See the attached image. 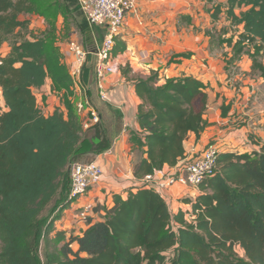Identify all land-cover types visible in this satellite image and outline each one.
Returning <instances> with one entry per match:
<instances>
[{"label": "trees", "instance_id": "1", "mask_svg": "<svg viewBox=\"0 0 264 264\" xmlns=\"http://www.w3.org/2000/svg\"><path fill=\"white\" fill-rule=\"evenodd\" d=\"M41 1L0 0V106L5 107L0 109V264H264V143L251 153L219 154L216 173L200 184L195 199L184 200L192 205L193 222L182 211L173 215L154 188L140 187L127 198L114 194L110 207L94 206L104 215L87 217L81 233L57 229L55 221L72 202L71 165L82 154L84 127L54 31L34 34L30 28L29 15L41 11ZM44 1L59 3L57 11L67 18L80 6L78 0ZM221 7L218 3L210 10L213 21ZM225 13L242 28L237 40L221 33L222 43L234 51L228 63L252 47V69L264 80V0H228ZM78 25L85 47L96 51L104 30L86 18ZM211 31L206 34L213 39ZM5 43L10 45L6 54L1 50ZM126 48L119 39L115 53ZM49 80L62 93L65 111L45 115L36 90ZM207 87L191 75L159 83L158 72L136 81L141 131H131L130 141L143 153L134 164L137 179L175 166L185 156L190 133L201 137L207 127ZM228 111L223 105L222 115ZM91 129L88 152L109 150L111 140L101 121ZM53 201L50 218L40 222ZM43 239L45 262L34 249ZM237 244L244 257L236 253Z\"/></svg>", "mask_w": 264, "mask_h": 264}, {"label": "crops", "instance_id": "2", "mask_svg": "<svg viewBox=\"0 0 264 264\" xmlns=\"http://www.w3.org/2000/svg\"><path fill=\"white\" fill-rule=\"evenodd\" d=\"M133 1L134 8L126 15L120 38L127 48L115 53L121 70L106 77L105 97L101 96L99 88L87 99L89 106L98 110L111 140L109 150L95 154V159L104 168L103 179L86 196L75 199L63 210L62 217L55 221L57 229L71 231L79 227L76 231L79 234L86 228V222L76 217L79 207L89 204L110 207L114 203V194L127 198L130 192L138 189L133 171L134 164L143 157V153L130 141L131 131H141L137 114L142 101L136 93L135 83L153 72L159 73V83H164L169 77L191 75L208 86V106L204 116L207 127L198 140L194 133H190L184 143L186 152L182 159L199 153L211 141L222 142L225 146L222 152L232 150L241 153L259 151L264 143V109L258 101L255 106L248 107V99L254 90L245 81L238 83L244 71L252 70L251 57L243 55L234 62L235 73L238 72L233 78L226 70L229 62L226 59L229 58L210 52L206 31L214 26L221 28L222 20L224 24H231L225 13L228 0ZM218 3L223 10L221 16L226 17L217 22L213 21L210 10ZM1 50L8 53L10 45L5 43ZM184 53L190 55L183 56ZM64 57L69 66L71 56L64 54ZM233 79L238 85H234ZM260 82L264 86L261 77ZM36 91L40 92L36 95L45 115L52 114L57 108L65 111L62 93L53 89L50 80ZM223 105L229 107L227 116L222 115ZM250 133H255L254 140L249 139ZM175 167L165 165L163 170L173 172ZM152 187L166 200L173 215L192 209L191 203L184 200L195 199L196 196L188 197L185 187L179 184L168 187L156 173ZM101 215H104L103 211L89 214L95 219H101Z\"/></svg>", "mask_w": 264, "mask_h": 264}, {"label": "built area", "instance_id": "3", "mask_svg": "<svg viewBox=\"0 0 264 264\" xmlns=\"http://www.w3.org/2000/svg\"><path fill=\"white\" fill-rule=\"evenodd\" d=\"M78 3L89 24L104 30V39L94 52L87 49L82 41L72 39L63 48V54L71 56L69 69L75 86L78 85L84 74L89 54L92 53L96 55L97 84L101 90V96L105 97L107 95L104 89L106 77L116 74L121 70V64L117 60L115 49L123 33L125 17L127 13L134 8V1L78 0ZM0 101V105H2L3 98L1 91ZM75 105L77 113L82 117L84 128L90 129L101 121L98 110L93 106H89L87 100H80L76 102ZM0 107L3 109L4 105ZM224 147V144L218 140L211 141L199 153L185 159H180L173 172L161 169L155 173L161 175L166 186L170 187L179 184L186 188V195L188 197L197 196L200 193V184L216 173L217 159L222 150L225 149ZM155 173L147 175L142 179H137L139 184L138 188L152 187ZM103 176L104 168L96 159L89 162L77 161L72 163L71 201L86 196L93 187L100 184ZM91 212H93V206L90 204L85 205L77 209L76 217L86 222V218L89 217ZM183 212L187 221H195L196 217L193 209Z\"/></svg>", "mask_w": 264, "mask_h": 264}, {"label": "rangeland", "instance_id": "4", "mask_svg": "<svg viewBox=\"0 0 264 264\" xmlns=\"http://www.w3.org/2000/svg\"><path fill=\"white\" fill-rule=\"evenodd\" d=\"M40 4H41V8H42L41 11L38 12L37 14L29 15V18L31 20L30 28L32 29L34 34L35 33L41 34V33H44L46 31H50V33H51L52 31H54V34L56 36L55 45L61 46L60 48H62V49L72 39H78V40L83 42V35H82V32L80 30L78 23L82 22L86 17L84 16V14H83V12H82L79 4H78V1H77V5L79 6V10L73 11V17H70V18L65 17L63 14H60L57 11V8L59 7V3L46 2L43 0V1H41ZM225 17H226L225 15H223V16L220 15L216 21L217 22L220 21L221 18L225 19ZM24 18H27V16L22 17V19H24ZM221 23H223L221 28H218V29H212L211 28V30H213V31H211V33L213 34V39H211V37H209V40H210L209 48H210L211 53H221L224 57L226 56L225 58L230 59L231 56H233V54H234L233 48L231 45H228L227 42L222 43V38L224 37V35H221V33H223V32L226 33V35H225L226 38L234 36L235 40H237L239 38V30L240 29L236 26H233L232 24H228V23L224 24L223 20ZM13 38L14 37H11V39H13ZM7 44H9V43H7ZM251 49H253V48L252 47L246 48V50L241 55V57L243 55L249 56V52ZM263 56H264V54H263ZM62 57H63V59L65 58L63 53H62ZM229 59H226V62H228ZM96 60H97V57L95 54H92V53L89 54L88 63L85 67V70L87 71V79L85 78V71H84V74H83L80 82L78 83L77 86H75V95L73 97V99H75V103L80 101V100L86 101L88 98H90L91 93H93L94 91L95 92L99 91V86L97 85L96 78H95ZM227 67L228 68L226 70H227L229 76L233 77V78L236 77L238 70L235 73V67L236 66H235L234 62L227 63ZM239 78L240 79H238L239 80L238 83H241V82L243 83V81H245V84H247V86H251L252 91L254 90V93L252 92V94L250 95V97L248 99V104H247L248 107L255 106V102L258 101L259 105L261 107H263L262 109H264V106L262 104V103H264V86L260 82V76L258 75V73L253 71V69L250 72L244 71L240 75ZM233 82H234V85H238V83L236 81H234V79H233ZM36 93H40V92L36 91ZM0 103H1V101H0ZM0 109H1V107H0ZM258 114H262V112L258 113ZM240 124H241V126L243 125L242 122H240ZM92 132L93 131L91 128L90 129L84 128L82 147H81L82 154L79 157H77L75 159V161L89 162V161L95 160V154L88 152L89 147H90V136L92 135ZM254 136H256L255 133H252L251 137H249V139L254 140L252 138ZM69 170H70V167H69ZM68 183H70V173H69V177H68ZM60 198H61V195H58V197L55 200V203H57V201ZM53 204H54V201L51 204H49L43 210V212L41 213V215L39 217L40 222L44 223L47 218L48 219L50 218L49 213H50V210H51V207L53 206ZM78 229H79V227L71 230V233L76 234V231H78ZM58 230H61V229H58ZM0 249H1V242H0ZM34 249L38 253L42 262H45L44 239L41 240L39 246H35ZM235 250L239 256H241V257L245 256V251L243 250V248H241V246L239 244L236 245Z\"/></svg>", "mask_w": 264, "mask_h": 264}]
</instances>
